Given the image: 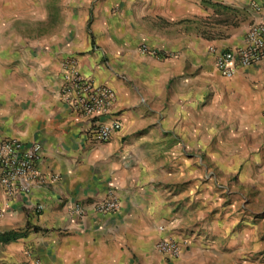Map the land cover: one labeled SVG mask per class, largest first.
Listing matches in <instances>:
<instances>
[{"label":"crops","instance_id":"crops-1","mask_svg":"<svg viewBox=\"0 0 264 264\" xmlns=\"http://www.w3.org/2000/svg\"><path fill=\"white\" fill-rule=\"evenodd\" d=\"M69 5L64 33L31 39L24 0H0V140L40 143L39 170L60 178L34 190L40 215L0 184V264H264V61L233 78L215 67L264 0H93L80 51ZM68 55L117 92L106 143L59 99ZM109 195L118 213L91 210ZM164 237L185 241L176 261L157 252Z\"/></svg>","mask_w":264,"mask_h":264},{"label":"built area","instance_id":"built-area-1","mask_svg":"<svg viewBox=\"0 0 264 264\" xmlns=\"http://www.w3.org/2000/svg\"><path fill=\"white\" fill-rule=\"evenodd\" d=\"M260 8L259 5H253ZM144 53L157 56V52L143 47ZM264 61V17L249 28L245 44L235 49L220 51L215 67L224 78H233L239 69L253 67ZM62 83L59 99L76 116L87 120L86 133L94 140L106 143L121 131V111L118 108L117 92L109 85L97 83L85 75L79 65V58L70 55L62 64ZM42 147L38 142H25L16 138L0 140V184L11 199H20L22 208L35 215L44 212L45 206L32 200L36 187L43 186L46 179L59 181V176L43 174L38 168ZM69 211L85 216L87 208L81 203H66ZM119 203L113 195L91 205V210L101 215L119 212ZM186 248L185 241L164 237L156 244V250L166 259H178Z\"/></svg>","mask_w":264,"mask_h":264},{"label":"rangeland","instance_id":"rangeland-1","mask_svg":"<svg viewBox=\"0 0 264 264\" xmlns=\"http://www.w3.org/2000/svg\"><path fill=\"white\" fill-rule=\"evenodd\" d=\"M38 4H40L39 9H37ZM92 4L93 0H78V51L82 50V47H80L82 40L85 38L88 39L90 36L89 21H87L85 27L83 26L82 22L85 18L90 16L89 7H92ZM70 8L71 6L69 5V0H24V14L28 18H24L23 23L25 24L26 21H28L30 30L29 32H23V36H29L31 39H33V37L35 38L37 36L41 38L44 35L46 39H51L55 34H57L55 28L58 27V25L62 30L60 33H64V31L68 28L67 23L69 21ZM37 13L39 14V21H33L35 17L38 16ZM163 260L166 261V263H169L171 261H176L177 259L163 258Z\"/></svg>","mask_w":264,"mask_h":264},{"label":"trees","instance_id":"trees-1","mask_svg":"<svg viewBox=\"0 0 264 264\" xmlns=\"http://www.w3.org/2000/svg\"><path fill=\"white\" fill-rule=\"evenodd\" d=\"M9 239L8 238H2L1 239V241H4V242H6V241H8Z\"/></svg>","mask_w":264,"mask_h":264}]
</instances>
